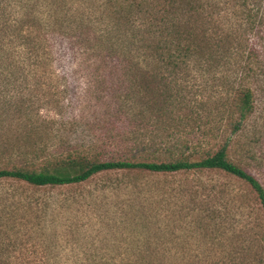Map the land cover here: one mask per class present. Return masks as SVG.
Segmentation results:
<instances>
[{
  "label": "rangeland",
  "instance_id": "obj_1",
  "mask_svg": "<svg viewBox=\"0 0 264 264\" xmlns=\"http://www.w3.org/2000/svg\"><path fill=\"white\" fill-rule=\"evenodd\" d=\"M90 16L91 44L94 30L97 35L102 30L121 32L110 28L106 16ZM65 19L77 25L42 29L49 54L34 49L17 81L14 74L7 83L0 82V164L24 158L25 152L65 147L117 158L113 141L103 138L129 133L135 124L129 121L133 115L118 116L114 93L125 92L119 80L124 71L110 70L115 60L108 52L78 38L79 24H86L83 17ZM227 73L229 67L206 77L190 71L185 83L181 78L177 82L183 102L166 108L162 84L148 86V80L135 76L132 82L137 83L124 103L150 124L166 129L165 135L176 132L181 140L207 149L215 140L210 129L217 134L225 123L224 101L225 113L234 110L219 94L223 83L229 87L237 81L234 73ZM221 76L226 77L223 83ZM250 87L253 110L230 157L251 161L250 170L264 183V71ZM233 95L230 87L227 97ZM238 188L236 180L216 171L111 170L81 183L38 187L0 179V258L38 264H247L251 255L242 254L248 246L239 231L242 215L228 195L239 193ZM214 206L221 209L211 217Z\"/></svg>",
  "mask_w": 264,
  "mask_h": 264
},
{
  "label": "trees",
  "instance_id": "obj_2",
  "mask_svg": "<svg viewBox=\"0 0 264 264\" xmlns=\"http://www.w3.org/2000/svg\"><path fill=\"white\" fill-rule=\"evenodd\" d=\"M95 12L106 16L110 28L121 32L102 30L97 35L94 30L91 35L95 40L91 44L87 33L92 28L90 15ZM81 17L86 24H79L78 38L106 50L110 60H115L109 69L125 73L119 78L120 84L125 83V92L115 89L116 99L112 92L110 96L116 101L118 116L133 115L129 121L135 124L129 133L103 138H110V144L120 155L105 159L89 148L83 151L74 147L46 148L48 151L39 153L33 150L25 152L24 158L0 164V179L38 187L81 183L111 170H144L154 174L221 172L240 186L239 193L228 195L236 200L234 206L242 215L239 231L245 233L247 238L243 240L248 243L242 254L251 255L247 264H264V183L250 170L251 161L239 162L230 157L253 110L251 80L264 71V0H0V82L7 83L14 74L17 81L26 60L33 59L30 54L34 49H47L49 54L42 43V29L61 27L60 23L74 28L77 24L65 18ZM18 58L20 63L23 60L21 64ZM228 67L227 75L234 73L237 81L228 87L223 83L226 77L221 76L223 88L219 97L225 95L234 110L225 113L228 105L224 101L221 120L225 123L216 129L217 134L210 129L215 138L211 145L215 147L201 150L199 144L181 140L176 132L165 135L166 129L150 124L145 116L124 103L130 97L135 76L148 80V86L162 84L161 95L168 101L166 108L167 104L183 102L177 82L181 78L185 83L190 71L206 77L211 71L222 73ZM180 72H184L182 77H178ZM230 87L234 89L232 98L227 97ZM220 209L210 208V216H217ZM0 264L38 262L0 258Z\"/></svg>",
  "mask_w": 264,
  "mask_h": 264
}]
</instances>
